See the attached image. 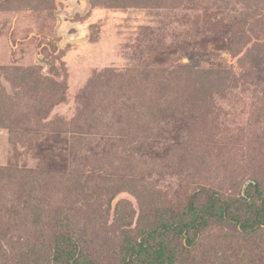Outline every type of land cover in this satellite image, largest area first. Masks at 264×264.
<instances>
[{
  "label": "rangeland",
  "instance_id": "rangeland-1",
  "mask_svg": "<svg viewBox=\"0 0 264 264\" xmlns=\"http://www.w3.org/2000/svg\"><path fill=\"white\" fill-rule=\"evenodd\" d=\"M0 67L6 93L28 107L16 140L0 128V167L35 169L48 155L70 171L80 167L82 183L98 162L104 178L120 166L126 178L142 179L107 215L91 207L89 250L102 264L118 263L117 244L137 236L141 214L153 220L156 208H182L201 186L224 197L257 181L264 189V0H0ZM179 68L193 73L174 77L184 83L164 115L147 116L162 95L149 99L147 87ZM224 69L234 82L201 88L203 70ZM23 74L32 84H22ZM35 84L42 90L30 92ZM132 103L145 106V147L119 160L112 144L129 140L124 107ZM228 245L217 254L198 247L191 262L264 264V229Z\"/></svg>",
  "mask_w": 264,
  "mask_h": 264
},
{
  "label": "trees",
  "instance_id": "trees-1",
  "mask_svg": "<svg viewBox=\"0 0 264 264\" xmlns=\"http://www.w3.org/2000/svg\"><path fill=\"white\" fill-rule=\"evenodd\" d=\"M0 70L7 68L0 67ZM192 73L185 68L170 73L162 70L155 81L157 83L147 87L149 99L162 94L156 99L161 105L159 108L148 106L147 116L151 115V111L154 115L166 112L172 97L181 91L184 83L185 76L174 77ZM23 75L22 84H32L27 82L32 80L29 75ZM232 75L230 69L229 72L226 69L218 72L203 70L200 75L201 88L213 89ZM234 80L231 78L232 82ZM33 90L40 91L42 86L35 84L29 88L30 92ZM144 108L141 103L124 107L127 116L124 123L128 128L123 134L129 140L121 139V145L112 144L115 158H132L145 147L140 141L143 138L139 136L147 132V129L139 131L140 124H143L140 112ZM25 110L28 107L21 99L6 93L0 75V128L9 131L11 140L21 135L18 131L22 122L19 117H27ZM81 139L78 141L79 152L84 149ZM39 160V167L30 170L14 165L0 167V264H102L89 250L96 242L90 238L93 232L88 227L94 219L91 207L94 205L103 215H107L116 196L123 191L135 194L141 187L142 179L126 178L120 166L113 172L114 179L113 176L104 178L101 167H96L99 164L97 161L89 163L91 172L87 171L82 183L80 167L70 171L71 167L61 164L54 156H41ZM42 176L46 182L39 188V180L35 179ZM59 178L65 180L61 183L63 188L55 186ZM66 181L69 185L65 184ZM245 190L239 196L224 197L215 187L201 186L189 196L182 208H156L153 220H149L146 213L141 214L137 236H125L117 244V264H194L191 255L198 247H215L216 254L220 251L223 253L224 246L227 248L233 240H243L244 237L260 233L264 229V189L257 181ZM48 193L51 196H47ZM131 225L130 221L127 226ZM215 228L218 234L214 236ZM250 258L247 259L249 262ZM212 260L209 257L208 261L206 259L195 264H231L227 259L223 262Z\"/></svg>",
  "mask_w": 264,
  "mask_h": 264
}]
</instances>
